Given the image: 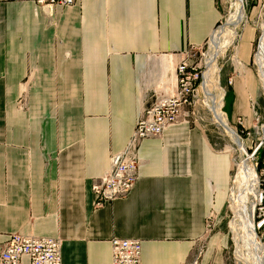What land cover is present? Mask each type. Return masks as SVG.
Returning <instances> with one entry per match:
<instances>
[{
	"label": "crops",
	"instance_id": "crops-1",
	"mask_svg": "<svg viewBox=\"0 0 264 264\" xmlns=\"http://www.w3.org/2000/svg\"><path fill=\"white\" fill-rule=\"evenodd\" d=\"M246 7L220 76L223 114L243 128L264 97L256 57L257 74L252 67L264 0ZM224 15L223 0H75L50 15L30 0H0V245L12 234L57 239L61 264H112L111 239H134L141 264H190L207 219L224 229L231 160L184 107L139 144L125 197L94 207L91 186L147 100L168 96L183 53L202 47ZM225 243L213 234L200 264H222Z\"/></svg>",
	"mask_w": 264,
	"mask_h": 264
},
{
	"label": "built area",
	"instance_id": "built-area-1",
	"mask_svg": "<svg viewBox=\"0 0 264 264\" xmlns=\"http://www.w3.org/2000/svg\"><path fill=\"white\" fill-rule=\"evenodd\" d=\"M30 1L49 15L53 13L57 6H69L75 2V0ZM250 1L256 0H242L246 4ZM211 37L202 47L190 48L183 53L175 68V85L167 92V97L155 96L153 99L147 100V104L124 149L110 158L109 169L91 186L94 195V207H101L106 202L123 198L131 191L138 176L139 160L137 150L143 140L160 137L166 129L175 125L183 107L186 109L187 118L193 115L197 102L200 98L203 99L204 97V80L201 68L203 67L204 71L206 70L207 56L212 50ZM260 37L261 34L257 40L258 45ZM255 54L253 55L254 62ZM219 89L217 96L219 95L220 100L223 102L225 90L220 86ZM260 132L262 140L258 144H253V150L249 156L250 160L254 161L253 172L256 182L254 193L249 196V199L250 205L253 208L252 221L255 231L263 239L264 157L259 166L256 160L258 151L262 152L264 156V132L262 131V125ZM210 218L211 216L207 220L206 228L211 227ZM110 242L112 264H141L140 241L113 238ZM200 254L201 252L198 255L200 256ZM24 256L29 259L30 264H61L59 240L12 234L6 243L0 245V264H20V259ZM196 259L198 260V258ZM192 262V264L198 263L194 260Z\"/></svg>",
	"mask_w": 264,
	"mask_h": 264
},
{
	"label": "rangeland",
	"instance_id": "rangeland-1",
	"mask_svg": "<svg viewBox=\"0 0 264 264\" xmlns=\"http://www.w3.org/2000/svg\"><path fill=\"white\" fill-rule=\"evenodd\" d=\"M232 2H234V0H223V5L225 6V15H224L223 20L221 21V24H219V26L215 30V33L213 34V36L211 37V40H210L211 46H212V43H213L212 39L214 37H216V35L220 31H222V30L225 31L224 32L225 35L223 34L222 36H219V38H217V40H218L217 47H219L220 49L217 52V56L215 57V60H214V68L215 69L213 70L214 71V76H213L214 80H217L219 86L221 88H223V89H224V87H223V85L221 83V80H220L221 79L220 78L221 71H222L221 70L222 69L221 60H223V58L228 54L230 48H232V47L228 48V46H230V44H232L234 39L236 38L239 25L244 21L245 14H246V9H247V7H246L247 4L245 2H241L242 3V8H243V11H244V18H243V21H241V23L238 24L235 27L236 29L234 28L235 29L234 30L231 27H228L226 25L227 19L229 18L230 14L233 12ZM234 32L236 33L235 34L236 36L233 37L232 33H234ZM260 34H261V32L259 33V36H260ZM229 41H230V43H229ZM226 48H228V49H226ZM257 48H258V42L255 43L254 54L256 53ZM262 51H263V54H264V45H263ZM224 53H225V56H223ZM256 62H257V59H256ZM252 64H253L252 67L255 70L256 74H257V66H256V64L254 62V58L252 59ZM201 72H203L204 73L203 76H205L206 70L204 72L203 67L201 68ZM259 75H260L259 77H260L261 83H262V90H263V93H264V85H263V80H262L264 78V71L260 70L259 71ZM257 80H258V75H257ZM231 82H232L231 79L227 80V83L229 85L231 84ZM223 84H224V82H223ZM213 91L217 92V90H213ZM226 91L227 90H225V94H226ZM260 91H259V96H260V100H261V103H262L261 112L258 113L257 117L254 118L253 123H252V125H250V127L243 128V126H240V125L239 126L238 125H231L229 123V121L226 120L229 128L232 129V131H234L235 134L242 141L243 146H244V150H245V154H244V152L239 151L234 146V144L232 143L230 138L227 136V134L217 125L216 120L213 119V117H212L211 113L209 112L208 107H207V105L205 103L206 99L203 101V99L200 98L199 101L197 102L196 106H195V109L193 111V115L189 116V120L191 121V123H194V125H197L198 127H200L204 131V133L206 134V138H207V140L209 141V143H210V145L212 147H214V148H216L218 150H224L226 152V154L229 155L230 160H231L230 194L236 188V185H235L236 183L233 185V182L235 181L234 175L237 174V170L239 168V164L242 161H244L247 158H249V156L251 155V152L253 150V144L254 143L258 144L262 140L261 139L262 135H261L260 129H261V125H263V123H264V97H263V95L261 94ZM24 94H25V90H23L22 96L19 99L18 107L20 109H24L25 108V101H23ZM221 105H222V113H223V111H224L223 110L224 103L221 102ZM188 111H190V110L188 109ZM263 128H262V130H263ZM251 141H252V145H251ZM250 147H251V149H249ZM263 157L264 156L262 155V158ZM249 161H251V160H249ZM252 165H253V170H254V161H252ZM245 189H247V187L243 183L241 190L244 192ZM229 195H228V198L230 197ZM249 196H251V194L250 195L248 194V197H247L248 199H249ZM249 201H250V199H249ZM229 202H230L229 199H227V204H226V211L227 212H226V219H225L224 229L219 231L217 229V226L216 225L214 226V219L211 216V218H210V226L211 227L207 228L206 238H204L200 242L199 247L195 250V255L192 258V260L190 261V264L193 263L192 262L193 260L198 262L196 264H200V261L202 259L201 255H203L205 253L206 243H207L208 239L213 234H215L217 232H219L220 234L224 235L225 238H226L225 247H224V249L222 251V264H237V261H236V258H235L236 244H235V241H234V238H233L232 226H231L232 222H233V214H232V210L230 209L231 205H230ZM250 211H249V216H250ZM255 233H256L258 239L260 240L261 245H263L264 238L262 239L257 234L256 231H255ZM200 252H201V254L199 256L198 254ZM196 258H198V260Z\"/></svg>",
	"mask_w": 264,
	"mask_h": 264
},
{
	"label": "bare ground",
	"instance_id": "bare-ground-1",
	"mask_svg": "<svg viewBox=\"0 0 264 264\" xmlns=\"http://www.w3.org/2000/svg\"><path fill=\"white\" fill-rule=\"evenodd\" d=\"M241 0H234L232 2L233 12L230 14L227 19L226 25L234 29L238 24L243 21L244 11L242 8ZM236 29V28H235ZM234 29V30H235ZM228 31V30H227ZM225 31H220L216 37L212 39V51L209 52V55L206 60V72L205 76H203V101L208 107L209 112L211 113L214 120H216L217 125L227 134L230 138L234 146L241 152H244V146L240 138L235 134L232 129L229 128L226 118L222 113V105L219 95L217 96V92L219 89V84L217 80H214V60L217 56V52L219 51V47H217L219 36H222ZM233 37L236 36L235 32L232 33ZM233 39V38H232ZM230 43V41H229ZM220 45V44H219ZM263 45H264V31L261 34L258 50L255 54L257 58V63L259 65V69L264 71V54H263ZM262 51V52H261ZM204 74V73H203ZM263 85H264V78ZM217 90L214 92L213 90ZM264 127V123L262 128ZM264 132V128L262 130ZM235 181L233 185H236L235 190L231 192L229 195V203L231 205L230 209L233 214V222H232V234L236 244L235 249V258L237 264H264V256H263V247L261 245L260 240L258 239L254 225L252 224L251 219L249 218V211L251 210L250 201L247 198L248 194L253 195L254 188L256 185L254 179L253 165L252 161H248V159L242 161L239 164V168L237 170V174L234 175ZM245 184L247 189L244 192L241 190L242 184ZM253 216V209H252Z\"/></svg>",
	"mask_w": 264,
	"mask_h": 264
},
{
	"label": "trees",
	"instance_id": "trees-1",
	"mask_svg": "<svg viewBox=\"0 0 264 264\" xmlns=\"http://www.w3.org/2000/svg\"><path fill=\"white\" fill-rule=\"evenodd\" d=\"M256 160H257V163H258V166H259V164L262 161V152H260V151L257 152V154H256Z\"/></svg>",
	"mask_w": 264,
	"mask_h": 264
},
{
	"label": "water",
	"instance_id": "water-1",
	"mask_svg": "<svg viewBox=\"0 0 264 264\" xmlns=\"http://www.w3.org/2000/svg\"><path fill=\"white\" fill-rule=\"evenodd\" d=\"M248 159V161L250 160V157L249 158H247Z\"/></svg>",
	"mask_w": 264,
	"mask_h": 264
}]
</instances>
